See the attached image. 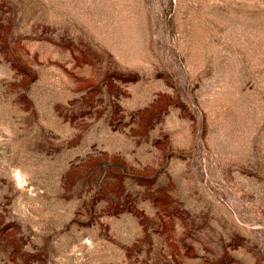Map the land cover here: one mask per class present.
Here are the masks:
<instances>
[{
  "label": "rangeland",
  "instance_id": "1",
  "mask_svg": "<svg viewBox=\"0 0 264 264\" xmlns=\"http://www.w3.org/2000/svg\"><path fill=\"white\" fill-rule=\"evenodd\" d=\"M0 264H264V0H0Z\"/></svg>",
  "mask_w": 264,
  "mask_h": 264
}]
</instances>
